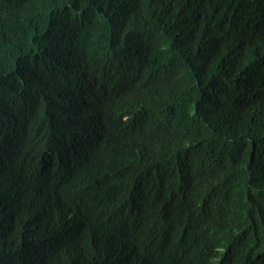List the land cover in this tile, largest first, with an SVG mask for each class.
Segmentation results:
<instances>
[{"label": "trees", "instance_id": "trees-1", "mask_svg": "<svg viewBox=\"0 0 264 264\" xmlns=\"http://www.w3.org/2000/svg\"><path fill=\"white\" fill-rule=\"evenodd\" d=\"M248 1L0 0V264L85 260L118 237L97 196L116 185L173 210V238L217 234L205 255L264 264V13ZM32 154L38 178L21 174ZM60 209L96 227L59 240Z\"/></svg>", "mask_w": 264, "mask_h": 264}, {"label": "clouds", "instance_id": "clouds-1", "mask_svg": "<svg viewBox=\"0 0 264 264\" xmlns=\"http://www.w3.org/2000/svg\"><path fill=\"white\" fill-rule=\"evenodd\" d=\"M248 2L264 13V8L260 6L264 5V0ZM28 156L33 157L34 162L21 174L26 178H38L44 166L42 157L34 154ZM23 157L24 155L15 156L12 167L23 164L20 161ZM190 166H193L192 172L197 168L198 174L203 173L197 163ZM4 184L6 188L1 193L0 211L3 216H9L12 214V203L6 197L2 199L10 185L9 170ZM97 196L102 203L110 204L117 213L115 227L119 229V234L118 237L113 236L92 247L85 260L77 264H232L234 261L235 251L230 248L231 244L215 248L210 256L202 252L203 241L214 240L217 234L190 232L184 240H178L164 232L160 218L173 210L164 204L155 203L146 194L116 185L102 187ZM192 216L193 214L181 210L175 213V220L184 224L190 222ZM89 225L76 214L64 209L56 211L50 218V226L57 231L58 239L64 242L73 239L81 230L96 227H88Z\"/></svg>", "mask_w": 264, "mask_h": 264}, {"label": "bare ground", "instance_id": "bare-ground-1", "mask_svg": "<svg viewBox=\"0 0 264 264\" xmlns=\"http://www.w3.org/2000/svg\"><path fill=\"white\" fill-rule=\"evenodd\" d=\"M22 173H23V171H22Z\"/></svg>", "mask_w": 264, "mask_h": 264}]
</instances>
